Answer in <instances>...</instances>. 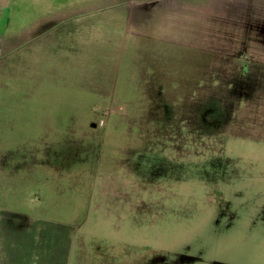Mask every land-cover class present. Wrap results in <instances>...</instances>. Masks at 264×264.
I'll return each instance as SVG.
<instances>
[{"label":"rangeland","instance_id":"374dc122","mask_svg":"<svg viewBox=\"0 0 264 264\" xmlns=\"http://www.w3.org/2000/svg\"><path fill=\"white\" fill-rule=\"evenodd\" d=\"M70 9L83 26L80 61L65 59L76 86L68 108L41 93L33 112L69 121L72 202L37 227L71 228L77 247L81 229L89 241L129 243L136 264H264V0H179V46H138L130 78H118L113 62L136 32L118 0H14L11 35ZM4 75L9 91L23 80L15 59ZM32 96H16L10 116H30ZM125 150L130 176L119 177L111 169ZM129 178L131 206L119 189ZM90 253L76 248V264H96Z\"/></svg>","mask_w":264,"mask_h":264},{"label":"crops","instance_id":"0c3cea01","mask_svg":"<svg viewBox=\"0 0 264 264\" xmlns=\"http://www.w3.org/2000/svg\"><path fill=\"white\" fill-rule=\"evenodd\" d=\"M13 3L14 0H0V264H76V248L90 251L91 255L95 253L96 264H136V248L129 243L124 242L121 246L114 239L89 241L81 229L79 237L85 245L77 247L74 246L77 235H73V229L56 230V224L52 230H45L42 224L37 227V220L45 213L54 215L56 206H71L73 152L70 142L72 130L67 126L69 121L57 116L41 121L33 110L39 109L37 103L41 93L47 94L51 105L53 102L57 105L58 100L63 102L65 109L68 106L71 87L75 83L71 64L65 59L76 55L80 61L83 51L82 37H78V33L83 26L78 16L81 13L70 9L61 12L58 22H51L48 17L38 19L11 35L9 15ZM118 3V13L129 29L136 32L135 39L128 35V38L122 39L113 62L117 64L118 78L126 75L130 78L133 76L131 71L135 70L138 46H147L151 51L156 47L159 50L166 44L179 46V0H118ZM63 29L65 33L60 32ZM50 35L56 39L59 37V42H53L52 46L41 42L42 37ZM13 59L17 70L22 71L23 80L13 85L14 91H9L3 77L8 61ZM151 60L158 59L153 57ZM39 84L46 88L36 90L34 86ZM77 89V93H82L79 86ZM23 93L27 98L30 94L34 95V103L31 102L33 105L30 106L32 113L27 117L10 116L12 109L20 103L17 102L19 95ZM57 110L63 111L60 107L54 108V115ZM77 124L87 126L88 121L81 120ZM126 153L125 150L118 155L120 160H115L112 174L130 176L124 164L129 159ZM122 185L128 190V199L132 200L127 205H135V196L132 194L130 197L135 181L129 178L120 182V190ZM238 195H241L240 192ZM38 207H42L44 212H38ZM115 217L118 223L119 217ZM130 218L134 225V215L129 214ZM84 221H80V227ZM115 228L119 230V226L115 225ZM117 229L116 232H119Z\"/></svg>","mask_w":264,"mask_h":264},{"label":"trees","instance_id":"16d2710c","mask_svg":"<svg viewBox=\"0 0 264 264\" xmlns=\"http://www.w3.org/2000/svg\"><path fill=\"white\" fill-rule=\"evenodd\" d=\"M157 99H154V101H156Z\"/></svg>","mask_w":264,"mask_h":264}]
</instances>
